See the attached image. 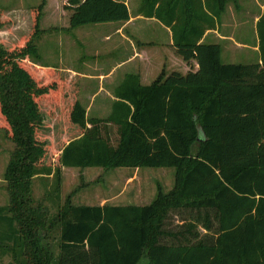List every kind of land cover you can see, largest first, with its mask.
Here are the masks:
<instances>
[{"label": "trees", "instance_id": "1", "mask_svg": "<svg viewBox=\"0 0 264 264\" xmlns=\"http://www.w3.org/2000/svg\"><path fill=\"white\" fill-rule=\"evenodd\" d=\"M32 34L0 45V120L12 149L2 173L0 255L8 264H264V5L255 22L258 57L223 63L219 43L201 41L237 0H138L136 14L169 28L175 54L196 69L161 70L147 85L125 74L102 117L75 101L68 121L79 134L44 163L37 102H57L61 81L43 82L20 64L38 61ZM67 28L128 19L117 0H65ZM171 168L172 185L144 205L59 203L61 168ZM51 177L43 199L34 177ZM81 184L79 185V187ZM171 217H177L171 222ZM53 250L56 253L53 254Z\"/></svg>", "mask_w": 264, "mask_h": 264}, {"label": "rangeland", "instance_id": "2", "mask_svg": "<svg viewBox=\"0 0 264 264\" xmlns=\"http://www.w3.org/2000/svg\"><path fill=\"white\" fill-rule=\"evenodd\" d=\"M40 0H26L24 4L18 0H0V45L5 49H10L17 46L23 40L27 39L33 30V18L35 8ZM63 0H52L42 7L39 19L38 29L42 30L35 41V48L42 62H53L61 58L62 44L69 41V36L76 34L79 28H85L87 25L77 28L68 29L71 33L60 31L66 26V18L68 10L62 6ZM247 1V0H246ZM250 7H243L247 2L241 0L237 2V8L230 3L226 12V24L230 26L231 36L237 43L245 44L250 48L232 47L228 44L219 43L221 51V60L223 63H253L258 57V51H253V46L256 40L254 19L259 12V7L264 0H248ZM30 4V5H29ZM28 5V6H27ZM243 5V6H242ZM131 14V10H129ZM226 28L227 25H226ZM72 34V35H71ZM70 39V40H71ZM72 41V40H71ZM135 40L132 41L135 47ZM73 42V41H72ZM240 45V44H239ZM65 49V48H64ZM66 50V49H65ZM76 50L79 52L83 49L76 45ZM71 54V50L68 48ZM119 56H111L105 60L102 67H110ZM102 60H104L102 58ZM64 64L70 63L71 59H63ZM39 62V63H38ZM41 61H33L25 59L20 62L21 65L27 67L34 77L42 78L43 82L52 80H60L59 75L52 74L50 71H40L39 67H33L31 64ZM37 65V64H36ZM35 65V66H36ZM169 69H174L180 73L186 72L191 67L179 64H166ZM118 72V70H117ZM86 91L88 89H72L61 83L59 100L57 102H48L40 99L37 102L38 109L42 115V126L36 131V138L45 142L46 155L44 163L48 166L56 165V152L61 146L71 138L79 134V129L70 124L68 121V111L72 102L78 100L85 107L87 117L94 116L102 111L104 105L93 100L90 106L85 104L87 101ZM85 93V94H84ZM87 107H89L88 110ZM97 108V109H96ZM6 125L0 120V206L6 205L7 195L4 189L5 183L2 180V173L6 164L8 154L12 149V143L7 138L8 131L4 132ZM132 171L129 168H113L103 170L101 168H61L59 175L58 196L61 203L65 196L71 194L70 202L73 205H95V204H118V205H141L147 204L155 194L156 186L163 192L170 189L172 185L173 170L171 168H140L134 175L133 181L129 182L128 177H131ZM51 182V177H34L32 179L31 192L36 201H40L46 206L50 212H53V207L49 200L43 199L45 192L48 190ZM129 182V183H127ZM81 186L79 187V185ZM138 188V189H137ZM138 192V198H130L131 192ZM116 196L115 199L112 197ZM113 200L104 201L108 198ZM177 218V217H176ZM175 217H171V222L176 221ZM56 250H53V254ZM10 262L9 255L1 257L0 264H8ZM142 264V261L139 263Z\"/></svg>", "mask_w": 264, "mask_h": 264}, {"label": "crops", "instance_id": "3", "mask_svg": "<svg viewBox=\"0 0 264 264\" xmlns=\"http://www.w3.org/2000/svg\"><path fill=\"white\" fill-rule=\"evenodd\" d=\"M18 1L24 4L26 0ZM50 1L52 0H45L44 5L46 6ZM117 1H122L126 5L128 9L127 21L123 23L106 22L85 24L87 26L85 28H79L80 30L76 32L75 36H72V39L71 36H69V41L65 42V44L61 43L63 47L60 52L61 58L58 61L54 59L50 64L49 62H42V58L38 55L39 61L42 63L39 65V62L35 63V65L37 64L36 66L31 64L35 68L39 67L40 71H45L47 69L51 72L49 73L50 75H59L64 85L69 88L88 89V91H86V96H84L87 98L85 104L90 106L93 100L97 98V103L104 105L102 111L99 113L95 114L97 110H94L95 113L92 117H102L107 114L109 104L113 100L111 92L114 87L119 84L125 74H136L139 78V83L141 85H147L161 70H164L166 73L175 71L174 69H169L168 66L165 67V63L168 65L182 63L184 66L191 67L192 71L196 69V64L193 61H189L188 64H185L175 54L171 46V34L168 27L162 25L153 18L135 15L138 7V0ZM238 1L240 0H237V2ZM242 2H247L246 5H242L243 7L251 6L248 0H241V4ZM64 4L65 0L62 1V6ZM228 5L221 16L220 25L217 26L216 29L206 30L203 37H201V41L224 43L232 47L250 48L245 44L237 43L233 36L230 35V26L226 24L225 18ZM263 5L264 1L259 8H262ZM129 10H131V14ZM256 20L257 17H255L254 23ZM226 25L228 28H226ZM78 27L80 26L74 28L78 29ZM69 29L72 30V28ZM71 30L67 28L66 18V26L60 29V31L71 33ZM133 40H135L134 42L136 43L135 47L132 43ZM76 45L81 47L84 53H82V51L78 53ZM64 48L66 50L69 48L71 54ZM253 51H257L256 44L253 46ZM111 56H119L117 58L118 61L108 68L102 67L105 60L110 59ZM65 58L66 60L71 59L72 61L68 64H64L62 60ZM102 58L104 60H102ZM75 101L79 102L78 100ZM88 109L89 107H87L86 110ZM85 114L87 115L86 111ZM59 150L56 152V158ZM137 170L139 169H131V174L133 175L128 177L129 182L136 178L134 173ZM115 197L116 196H113L112 198L115 199ZM129 197L133 199L138 198V192L132 191ZM112 198L110 197L104 201L108 202L109 200H113ZM103 204L95 205L101 206ZM108 205L115 206L118 204ZM89 206H91V204ZM1 257L2 255H0V263Z\"/></svg>", "mask_w": 264, "mask_h": 264}]
</instances>
